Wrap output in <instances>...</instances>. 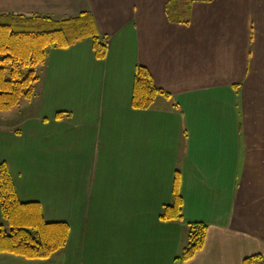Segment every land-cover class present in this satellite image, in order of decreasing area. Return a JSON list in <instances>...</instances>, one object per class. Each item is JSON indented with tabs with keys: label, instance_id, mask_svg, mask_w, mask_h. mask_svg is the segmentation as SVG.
<instances>
[{
	"label": "crops",
	"instance_id": "0c3cea01",
	"mask_svg": "<svg viewBox=\"0 0 264 264\" xmlns=\"http://www.w3.org/2000/svg\"><path fill=\"white\" fill-rule=\"evenodd\" d=\"M169 1L0 0V12L91 11L107 37L103 59L89 38L51 48L22 117L0 127L19 200L69 226L62 251L0 264L264 258V0H195L181 5L187 22ZM137 64L170 94L147 109L131 106ZM176 175L183 219L163 220ZM190 221L207 224L204 246L175 263Z\"/></svg>",
	"mask_w": 264,
	"mask_h": 264
},
{
	"label": "trees",
	"instance_id": "16d2710c",
	"mask_svg": "<svg viewBox=\"0 0 264 264\" xmlns=\"http://www.w3.org/2000/svg\"><path fill=\"white\" fill-rule=\"evenodd\" d=\"M195 0H170L166 12L170 19H183L181 5L189 6ZM89 38L95 57L106 54L107 37L97 30L91 11L74 15L23 14L0 12V110L11 109L34 94L38 78L35 67L45 64L51 48H67ZM170 94L157 87L149 69L137 64L134 71L131 106L136 109L151 107L157 97ZM58 112L55 118H60ZM182 196L179 178L173 182L172 199L161 207L163 220L181 221ZM0 253H10L27 259L47 258L62 251L67 243L69 226L65 221H46L37 202H22L5 161H0ZM187 240L175 255L174 262L190 260L205 243L207 224L190 221ZM241 264H264L259 254L247 256Z\"/></svg>",
	"mask_w": 264,
	"mask_h": 264
},
{
	"label": "rangeland",
	"instance_id": "374dc122",
	"mask_svg": "<svg viewBox=\"0 0 264 264\" xmlns=\"http://www.w3.org/2000/svg\"><path fill=\"white\" fill-rule=\"evenodd\" d=\"M36 74H39V70L41 69V65L35 67ZM34 95V94H33ZM27 99H22L20 103ZM24 104V103H23ZM21 104V105H23ZM22 110V106H15L8 110H0V127L1 128H13L17 124V120H19L23 113L20 112ZM0 222L4 223L2 220Z\"/></svg>",
	"mask_w": 264,
	"mask_h": 264
}]
</instances>
